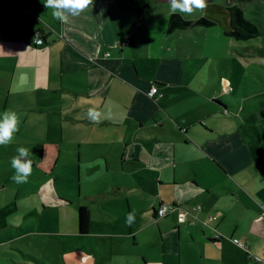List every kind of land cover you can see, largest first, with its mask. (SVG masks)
Returning <instances> with one entry per match:
<instances>
[{
  "label": "crops",
  "instance_id": "crops-1",
  "mask_svg": "<svg viewBox=\"0 0 264 264\" xmlns=\"http://www.w3.org/2000/svg\"><path fill=\"white\" fill-rule=\"evenodd\" d=\"M134 1L93 0L60 21L45 0H0V112L47 113L52 139L27 158L45 177L32 192L70 224L35 234L64 238L66 264H253L264 256V102L235 106L234 75L200 71L188 53L196 25L169 32L170 5ZM162 204L174 208L158 217Z\"/></svg>",
  "mask_w": 264,
  "mask_h": 264
},
{
  "label": "rangeland",
  "instance_id": "rangeland-1",
  "mask_svg": "<svg viewBox=\"0 0 264 264\" xmlns=\"http://www.w3.org/2000/svg\"><path fill=\"white\" fill-rule=\"evenodd\" d=\"M127 1L136 6L134 0ZM136 1L142 4L144 0ZM226 1L241 7L243 16L258 29L256 35L239 39L225 32L229 29ZM206 4L203 11H194L192 15L181 14L186 20L204 16L212 21L210 25L199 24L192 26L195 29L189 28L192 37L188 40V53L198 54L200 71L219 72L220 75L228 72V75H234L235 91L229 97L235 106L238 107V101L247 94H250L251 101L264 102V0H210ZM154 5H157V1ZM163 5L168 6L170 2H164ZM245 103L250 104L248 100ZM10 112H15L19 121L24 119L25 123L13 134L11 143L0 146V182L6 184L0 190V264H39L28 256L30 252H42L52 264H66L69 251L64 250V247H68L64 238L35 234L49 229L65 231L70 226L68 219L61 220L60 209L51 206L43 208L39 193L32 192L43 183L44 175H39L40 171L32 166L26 183L17 184L12 180L14 169L11 161L17 156V149L27 148L29 156L37 158L35 145L32 143L35 139H52L50 134L54 129L50 128L51 122L46 118V112L34 109L15 111L13 107ZM3 113L0 112V115ZM23 139H27L26 142ZM71 178L67 175L60 177L66 182ZM9 238L15 240L8 243L6 240ZM21 244L26 248L25 253L20 250Z\"/></svg>",
  "mask_w": 264,
  "mask_h": 264
},
{
  "label": "clouds",
  "instance_id": "clouds-1",
  "mask_svg": "<svg viewBox=\"0 0 264 264\" xmlns=\"http://www.w3.org/2000/svg\"><path fill=\"white\" fill-rule=\"evenodd\" d=\"M169 15L185 13L192 15L194 11H203L206 7V0H169ZM93 0H45L44 6L52 9L54 18L60 21H67L83 13L89 7L92 8ZM99 113L95 109H89L87 116L92 121H98ZM19 118L15 112L6 111L0 115V146H6L13 140V134L18 131ZM17 156L12 158L11 166L14 169L12 180L17 183H26L32 172V162L27 159L29 150L24 147L17 149ZM134 222V215L128 214L126 223L131 225Z\"/></svg>",
  "mask_w": 264,
  "mask_h": 264
},
{
  "label": "trees",
  "instance_id": "trees-1",
  "mask_svg": "<svg viewBox=\"0 0 264 264\" xmlns=\"http://www.w3.org/2000/svg\"><path fill=\"white\" fill-rule=\"evenodd\" d=\"M169 2V0H158ZM210 1V0H206ZM230 17V28L228 34L235 38L245 39L254 36L258 33L256 26L243 16V11L237 4H232L229 1L225 2ZM210 25L212 21L202 16L196 20H186L179 13L169 16L168 31L173 32L177 29H186L195 25ZM90 212L87 207L79 206L78 208V231L85 233L88 230Z\"/></svg>",
  "mask_w": 264,
  "mask_h": 264
},
{
  "label": "built area",
  "instance_id": "built-area-1",
  "mask_svg": "<svg viewBox=\"0 0 264 264\" xmlns=\"http://www.w3.org/2000/svg\"><path fill=\"white\" fill-rule=\"evenodd\" d=\"M34 44L39 45L43 43V38L41 37V35L39 33H35V37H34ZM158 92V87L156 85H153L152 87H150V89L147 91V95L149 97H153L156 93ZM199 207V205L195 206L194 209H197ZM174 208V205L171 204H162L160 205L157 209H156V215L158 217H163L165 215H167L168 213H170ZM185 218V212H179L177 214V219L179 221H183ZM208 218H213L212 215H209ZM233 242L237 245H239L241 248L246 249L247 250V245L240 241L238 238H233L232 239ZM250 257L253 260V264H264V256H253L250 255Z\"/></svg>",
  "mask_w": 264,
  "mask_h": 264
}]
</instances>
